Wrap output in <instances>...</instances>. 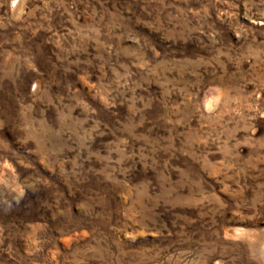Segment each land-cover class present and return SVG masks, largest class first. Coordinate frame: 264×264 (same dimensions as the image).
<instances>
[{
	"label": "rangeland",
	"instance_id": "374dc122",
	"mask_svg": "<svg viewBox=\"0 0 264 264\" xmlns=\"http://www.w3.org/2000/svg\"><path fill=\"white\" fill-rule=\"evenodd\" d=\"M0 264H264V0H0Z\"/></svg>",
	"mask_w": 264,
	"mask_h": 264
}]
</instances>
